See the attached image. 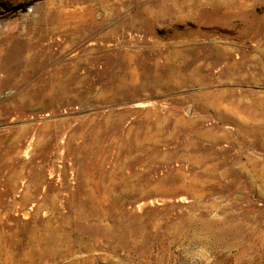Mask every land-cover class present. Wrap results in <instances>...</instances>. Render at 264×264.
I'll use <instances>...</instances> for the list:
<instances>
[{
    "label": "rangeland",
    "instance_id": "rangeland-1",
    "mask_svg": "<svg viewBox=\"0 0 264 264\" xmlns=\"http://www.w3.org/2000/svg\"><path fill=\"white\" fill-rule=\"evenodd\" d=\"M0 264H264V0H0Z\"/></svg>",
    "mask_w": 264,
    "mask_h": 264
}]
</instances>
